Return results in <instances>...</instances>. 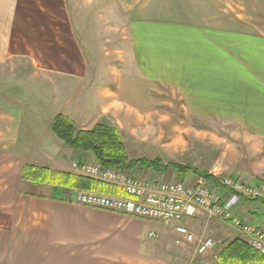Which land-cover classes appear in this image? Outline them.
<instances>
[{
    "label": "crops",
    "instance_id": "crops-1",
    "mask_svg": "<svg viewBox=\"0 0 264 264\" xmlns=\"http://www.w3.org/2000/svg\"><path fill=\"white\" fill-rule=\"evenodd\" d=\"M149 1L143 8L145 13L131 19L124 62L113 66L93 64L96 71L88 79V93L78 96V99L85 96L81 98L83 103L61 113L66 112L81 130L110 120L119 131L128 160H137L129 157L133 156L129 151H133L134 144L145 141V137L138 136L151 129V124L144 125V118L147 122L157 110L154 102L150 106L145 101L154 93L150 99L146 93L162 86L183 101L189 115L232 122L256 137L261 142L257 145L262 146L264 13L246 17L219 11L191 13L182 5L195 1V5L202 6L206 1L212 6L214 0ZM82 62L72 47L71 61L65 65L56 49L58 73L80 78L84 75ZM64 68L71 72H64ZM122 68L123 71H118ZM95 101L101 107L97 112ZM23 113L15 102L0 98V264H207L204 257L208 254L218 263L221 248L198 254L195 244L184 242L175 232V223L87 207L72 199L75 190L118 195L122 190L118 186L117 192H112L23 182V164L42 163L26 157L25 146L19 148ZM49 140L57 154L47 158L46 167L77 173L72 163L93 157L90 152L69 148L59 138V143L51 136ZM25 143L30 144L29 140ZM151 148L159 151L157 145ZM157 158L163 164H177L180 168L163 170L137 164L129 170L146 180L182 181L190 185L206 174L208 177L203 178L210 190L221 199L228 196V190L212 174L187 168L189 165L176 160L165 162L159 153L152 159ZM118 196L125 194L122 191ZM233 214L264 229V214L258 203L240 201ZM182 224L198 239L213 238L222 246L240 237L229 222L210 217L203 210L185 217Z\"/></svg>",
    "mask_w": 264,
    "mask_h": 264
},
{
    "label": "rangeland",
    "instance_id": "rangeland-1",
    "mask_svg": "<svg viewBox=\"0 0 264 264\" xmlns=\"http://www.w3.org/2000/svg\"><path fill=\"white\" fill-rule=\"evenodd\" d=\"M146 1L150 2L0 0V98L4 102H15L23 110L21 126L24 127L21 129L19 148L25 146L23 153L26 157L42 162L37 166L46 167L47 158H54L57 154L49 140L51 136L59 143L51 130V122L59 113L66 115L61 111L83 103L81 98L85 96L80 99L78 96L88 93V79L93 78L96 71L93 64L109 63L113 66L124 62L131 19L144 12ZM214 2L212 6L206 1L201 3L202 6L195 5V1L182 5L191 13L219 11L239 17L264 13V0ZM72 47L83 61L84 75L80 78L55 70L56 49L66 65L67 61H71ZM118 71H123V68ZM64 72L71 71L64 68ZM153 93L154 96L151 95ZM73 94L77 96L71 98ZM146 96L150 99L145 100L148 105L153 106L154 102L157 110L154 109V116L147 122L144 118V125L151 124V129L138 135L145 137V141L134 144L133 151H129L133 156L129 157L152 159L159 153L165 162L176 160L207 174H211L215 167L220 177H235L264 192V187L257 185L258 180L264 181V144L258 146L261 142H257L256 137L229 121L189 115L183 101L168 88L157 86L154 90L149 89ZM94 104L97 112L101 107L96 101ZM131 119L135 123L134 118ZM106 123L112 125L110 120ZM125 133L121 135L125 136ZM46 136L48 140H45ZM25 140H29V146H26ZM156 145L159 151L151 148ZM85 161L99 164L93 157H87ZM128 171L141 177L134 170ZM259 199H264V196ZM205 256L208 263L214 260L212 254Z\"/></svg>",
    "mask_w": 264,
    "mask_h": 264
},
{
    "label": "built area",
    "instance_id": "built-area-1",
    "mask_svg": "<svg viewBox=\"0 0 264 264\" xmlns=\"http://www.w3.org/2000/svg\"><path fill=\"white\" fill-rule=\"evenodd\" d=\"M72 166L79 174L120 187L125 194L118 196L75 190L72 199L79 205L175 223V232L184 242L195 244L196 252L201 255L216 250L220 244L213 238L198 239L182 224V220L203 210L210 217L229 222L253 250L264 256V231L233 214L241 196L260 198L264 192L235 177H220L215 167L212 176L219 178L221 185L229 192L224 199L210 190L201 176L190 185L182 181L146 180L134 176L127 168L103 167L91 161L73 162ZM149 235L154 236L152 233ZM213 262L207 264H219L216 260Z\"/></svg>",
    "mask_w": 264,
    "mask_h": 264
},
{
    "label": "trees",
    "instance_id": "trees-1",
    "mask_svg": "<svg viewBox=\"0 0 264 264\" xmlns=\"http://www.w3.org/2000/svg\"><path fill=\"white\" fill-rule=\"evenodd\" d=\"M51 130L69 148L81 152H90L103 167L127 168L134 165H142L149 168H180L177 164H163L157 159H132L128 160L124 144L118 129L106 122H98L90 129H78L75 123L66 115L57 114L51 122ZM185 168V167H184ZM190 168V166H187ZM200 175V174H199ZM201 177H208L202 174ZM21 179L33 184H47L66 187L67 189H87L117 192V187L93 178H88L77 173L61 170H53L45 166L25 163L21 168ZM259 187H264V181H257ZM118 195L122 194L118 191ZM241 201L259 204L264 214V199L243 197ZM219 264H249L252 262H264V256L253 250L242 238H234L223 244L217 255Z\"/></svg>",
    "mask_w": 264,
    "mask_h": 264
}]
</instances>
